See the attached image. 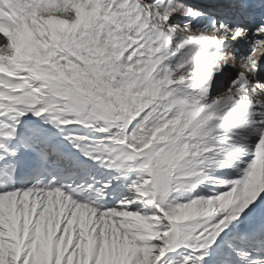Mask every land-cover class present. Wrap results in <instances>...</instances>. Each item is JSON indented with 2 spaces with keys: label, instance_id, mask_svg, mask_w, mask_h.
<instances>
[{
  "label": "snow or ice",
  "instance_id": "obj_1",
  "mask_svg": "<svg viewBox=\"0 0 264 264\" xmlns=\"http://www.w3.org/2000/svg\"><path fill=\"white\" fill-rule=\"evenodd\" d=\"M0 264H264V0H0Z\"/></svg>",
  "mask_w": 264,
  "mask_h": 264
}]
</instances>
